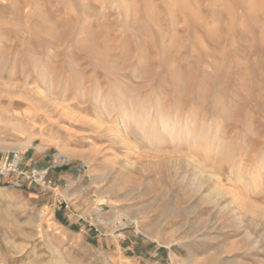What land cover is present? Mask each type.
Returning a JSON list of instances; mask_svg holds the SVG:
<instances>
[{
    "label": "rangeland",
    "instance_id": "rangeland-1",
    "mask_svg": "<svg viewBox=\"0 0 264 264\" xmlns=\"http://www.w3.org/2000/svg\"><path fill=\"white\" fill-rule=\"evenodd\" d=\"M0 264H264V0H0Z\"/></svg>",
    "mask_w": 264,
    "mask_h": 264
},
{
    "label": "bare ground",
    "instance_id": "bare-ground-1",
    "mask_svg": "<svg viewBox=\"0 0 264 264\" xmlns=\"http://www.w3.org/2000/svg\"><path fill=\"white\" fill-rule=\"evenodd\" d=\"M163 122V121H162Z\"/></svg>",
    "mask_w": 264,
    "mask_h": 264
}]
</instances>
